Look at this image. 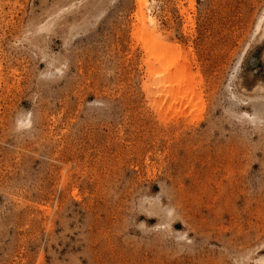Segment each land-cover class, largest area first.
I'll use <instances>...</instances> for the list:
<instances>
[{"label": "rangeland", "instance_id": "1", "mask_svg": "<svg viewBox=\"0 0 264 264\" xmlns=\"http://www.w3.org/2000/svg\"><path fill=\"white\" fill-rule=\"evenodd\" d=\"M144 1L0 0V264H264V0Z\"/></svg>", "mask_w": 264, "mask_h": 264}, {"label": "bare ground", "instance_id": "2", "mask_svg": "<svg viewBox=\"0 0 264 264\" xmlns=\"http://www.w3.org/2000/svg\"><path fill=\"white\" fill-rule=\"evenodd\" d=\"M144 7H145V1L144 0H138V11H137V15L139 16V20L141 21V22H145L147 25H148V28L146 29H141L142 31H140V33H142V35H143V40H144V45H145V48L146 47H148V49L149 50H153V51H155L156 53H157V57L156 58H154L155 59V61H161V58L163 57V56H166L167 55V53H171L172 52V49H174V47L172 48L170 45H168V44H166V43H164V42H162L159 38H158V35L156 34V30L154 29V27H151V26H155V21H154V19L151 17V16H149L147 13H146V11H144ZM262 21H263V15H261L258 19H257V21H256V24H255V32L256 31H258L260 28H261V26H262ZM50 22V21H49ZM139 32V31H138ZM149 53H150V51H149ZM168 54V55H169ZM176 54V53H175ZM146 55H147V53H146ZM177 55H175L174 57H176ZM179 56V55H178ZM155 57V56H154ZM179 59V58H178ZM176 59H174V58H172V61L174 62ZM177 61V63H178V65H179V62H178V60H176ZM186 61V60H185ZM152 64V63H151ZM173 64V63H172ZM181 64V63H180ZM165 65V64H164ZM167 66H168V64H166ZM177 65V64H176ZM177 65V66H178ZM183 65H185V64H183ZM174 66H175V64H174ZM181 69H180V68ZM177 67L175 66V69H176ZM175 69H173V70H175ZM185 69H187V68H184L183 66H178V68H177V70H175V74H174V78H170L171 77V75L170 76H166V75H164V79H163V85H168V86H171L172 84H175V85H177L178 86V88L177 89H179V88H183L184 86L182 85L181 87L179 86V84L181 83V80L183 79L184 80V82H183V80H182V83H185V82H187V81H185L186 80V77H185V79H184V76L185 75H188V72H189V70H188V72H187V70L185 71ZM162 72V71H161ZM185 72H187V73H185ZM159 74H160V72H158ZM171 74H172V72H171ZM190 74H191V72H190ZM173 76V75H172ZM179 79H181L180 80V82H179ZM190 82V81H189ZM181 83V84H182ZM160 84H161V82H160ZM161 84V85H162ZM186 84V86H188V83H185ZM184 84V85H185ZM158 86H159V84H158ZM264 87V86H263ZM192 89V88H191ZM184 90H186V88L184 87ZM159 92H160V89L158 90ZM187 91H188V89H187ZM179 93H181V92H179ZM182 94V93H181ZM180 95V94H179ZM187 95V94H186ZM181 96V95H180ZM259 98V97H258ZM263 102V101H262ZM254 106V105H253ZM255 112H256V110H255ZM257 113V112H256ZM250 116V115H249ZM255 116L256 115H254V113H253V115H252V119H254L255 118ZM261 116V115H260ZM259 121H260V119H258ZM256 121V120H255ZM19 123V122H18ZM19 128V127H18ZM256 262V264H262V262H263V259H257V261H255ZM255 264V263H254Z\"/></svg>", "mask_w": 264, "mask_h": 264}]
</instances>
